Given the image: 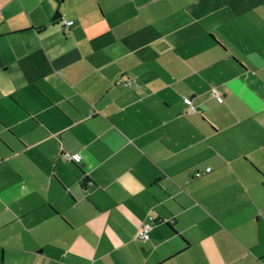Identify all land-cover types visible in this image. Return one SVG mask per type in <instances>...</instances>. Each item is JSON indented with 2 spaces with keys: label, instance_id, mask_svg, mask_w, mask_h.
I'll return each mask as SVG.
<instances>
[{
  "label": "crops",
  "instance_id": "obj_1",
  "mask_svg": "<svg viewBox=\"0 0 264 264\" xmlns=\"http://www.w3.org/2000/svg\"><path fill=\"white\" fill-rule=\"evenodd\" d=\"M0 161V264H264V0H0Z\"/></svg>",
  "mask_w": 264,
  "mask_h": 264
},
{
  "label": "built area",
  "instance_id": "obj_2",
  "mask_svg": "<svg viewBox=\"0 0 264 264\" xmlns=\"http://www.w3.org/2000/svg\"><path fill=\"white\" fill-rule=\"evenodd\" d=\"M63 23H64V26H66V27H70L74 24L73 21H66V20H63ZM221 101H222V99H221ZM184 102L189 107V111H188L189 113L196 111V108H194L195 106L193 105L192 100L190 98H185ZM64 159L66 161L75 162V161H79L81 158L78 155L74 156L72 154H65ZM207 171H210V169H208ZM149 220H150V222L145 224V226L143 227V229L139 233V238L141 240H146L148 238V232L151 230L153 224L156 222L152 217H150Z\"/></svg>",
  "mask_w": 264,
  "mask_h": 264
},
{
  "label": "trees",
  "instance_id": "obj_3",
  "mask_svg": "<svg viewBox=\"0 0 264 264\" xmlns=\"http://www.w3.org/2000/svg\"><path fill=\"white\" fill-rule=\"evenodd\" d=\"M0 163H1V161H0Z\"/></svg>",
  "mask_w": 264,
  "mask_h": 264
}]
</instances>
